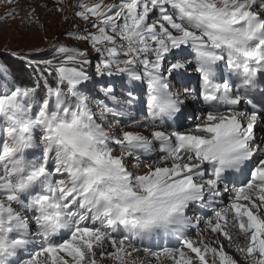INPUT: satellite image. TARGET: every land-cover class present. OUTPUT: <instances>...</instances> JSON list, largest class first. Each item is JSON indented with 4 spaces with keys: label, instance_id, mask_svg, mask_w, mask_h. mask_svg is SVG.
<instances>
[{
    "label": "snow or ice",
    "instance_id": "snow-or-ice-1",
    "mask_svg": "<svg viewBox=\"0 0 264 264\" xmlns=\"http://www.w3.org/2000/svg\"><path fill=\"white\" fill-rule=\"evenodd\" d=\"M73 16L95 29L65 32L97 54L94 72L88 47L59 39L11 53L28 84L0 68V264H238L221 237L264 264V0H78ZM25 21L40 23L35 8ZM190 69L199 87L174 91ZM116 77L133 86L123 99ZM189 99L203 102L191 126L166 124ZM142 124L150 135L130 130Z\"/></svg>",
    "mask_w": 264,
    "mask_h": 264
},
{
    "label": "rangeland",
    "instance_id": "rangeland-1",
    "mask_svg": "<svg viewBox=\"0 0 264 264\" xmlns=\"http://www.w3.org/2000/svg\"><path fill=\"white\" fill-rule=\"evenodd\" d=\"M78 0H64L63 7L65 8V12H58L56 11L57 0H12V3H9L8 0H0V16L4 15L7 11L15 7L17 10V15L14 19H8L4 21H0V68L6 69L7 80L10 83H17V84H28L31 82V70L26 69L24 67L23 58L22 56L17 57L11 55L13 52L18 53H28L30 49L33 47H40V48H48L49 42L53 41L54 39H59L60 42L67 43L69 45L85 48H89V55L92 59V66L89 68L90 73L94 72L95 68V57L97 54L93 52L89 45L83 41H76L71 37L65 35L67 30L78 31V30H90L94 31L95 29L91 28V25L87 24L86 22L80 20L78 17L73 16V9L74 6L77 4ZM112 0H104V3H110ZM118 2V0H117ZM44 5H47L45 7ZM31 8L36 9V16L39 17L40 23H31L25 21L24 25L21 26V19L25 14L26 10H30ZM65 16L68 17L65 20ZM155 18V17H153ZM43 25V27H41ZM51 57V53L48 56L42 55H33L31 58L33 59H48ZM190 71L185 74L184 80L181 83L180 80H173V84L175 85L174 91H183L184 87L191 86L193 88L197 87L200 84L199 74L195 80L191 81ZM2 82V80H0ZM193 82V83H192ZM116 85L115 93L118 96H121L123 93L125 96L128 91L132 90L133 86L128 85L127 78H123V84L128 85L127 87L121 86V78L116 77L114 80ZM89 87L93 88L94 91L98 93L97 98L103 99V93L99 92V86H93L89 84ZM135 91L134 95L138 98L136 102H134L133 106L131 107V116L132 119L135 121H139V119L148 117V109L146 103L140 104L139 100L146 101V92H147V84L145 82H136L135 84ZM123 99V96H121ZM198 100H188V104L192 105L197 103ZM191 113L189 107L185 109L183 114H178L176 117L168 119L169 121H177L179 125L183 127H189L190 122L188 120V115ZM197 115V114H196ZM167 120V118L165 119ZM167 120V121H168ZM132 120H125L124 124H130ZM157 121V125H158ZM136 130V129H130ZM158 149V145H157ZM116 154H119V148H116ZM159 156L154 155L152 159H158ZM136 163L135 159H130L129 161V170L136 171L133 168V165ZM144 169H140L142 172ZM228 202V201H226ZM200 212H197V214ZM196 214V215H197ZM203 224L200 225L202 227ZM189 234L196 238L195 230H190ZM154 242H146L147 246H151ZM163 244V241H160ZM137 247H140L137 244ZM106 251H112L110 245H105ZM138 253L133 254V258H135ZM241 256V254H240ZM235 258V257H234ZM97 259L99 264H114L111 259L104 258L100 259L99 252L97 254ZM150 262V261H149ZM152 263V261L150 262ZM155 264V261L154 263ZM240 264H247V262L242 258Z\"/></svg>",
    "mask_w": 264,
    "mask_h": 264
},
{
    "label": "bare ground",
    "instance_id": "bare-ground-1",
    "mask_svg": "<svg viewBox=\"0 0 264 264\" xmlns=\"http://www.w3.org/2000/svg\"><path fill=\"white\" fill-rule=\"evenodd\" d=\"M154 17V16H153ZM191 73H190V77H191V81H193V80H195V78L197 77V74L198 73H195L194 71H190ZM184 80H189V79H184ZM185 83H186V81H184ZM193 83V82H192ZM241 84V81H239V80H236L235 82H234V86H237V85H240ZM197 85V87H199L198 86V83L196 84ZM196 87V88H197ZM253 91H255V92H257V96H256V98L257 99H259V95H258V93H259V91H264V88H262V89H257V90H253ZM183 98V97H182ZM249 98H251V97H249ZM188 102V101H187ZM203 102H202V100H198L197 101V103H194V104H192V105H190V104H188L189 105V109H190V111L192 112L194 109H197V111H196V114L197 115H199V111H198V109H199V106H200V104H202ZM147 119V117H144V118H141V119H139V121L140 122H143V121H145ZM167 120H168V118H167ZM167 120H165V123L166 124H172L174 127L175 126H177V125H179V123L177 122V121H173V120H171V121H167ZM158 124H159V122H158ZM191 126V124L189 125V127ZM169 130H171V129H169ZM136 131H142V132H144V134H146V135H150V133L143 127V124H142V126L139 128V129H136ZM257 132H258V134H259V130L257 129ZM158 150V149H157ZM227 201V197H225V204H227L228 202H226ZM188 215H196L197 213H193L191 210H188V213H187ZM197 215H202V213H198ZM201 228H203V226L201 227ZM193 238H194V236H192ZM207 239L209 240V241H213V240H215V237L214 236H212V235H208V237H207ZM220 240H221V242L224 244V246H225V251H227L230 255H232L233 257H235V259L238 261V264H240V261H241V256H240V253H238L236 250H235V248L234 247H228V241L227 240H225L223 237H221L220 238ZM241 244H243L244 243V241H243V239L241 238L240 239V241H239ZM213 246H217V245H215V244H213ZM138 257H139V259L140 260H146V261H148V264H153L154 263V260L152 259V258H150V257H148V256H146L143 252H140V253H138V255H137ZM152 261V263H150V262Z\"/></svg>",
    "mask_w": 264,
    "mask_h": 264
}]
</instances>
